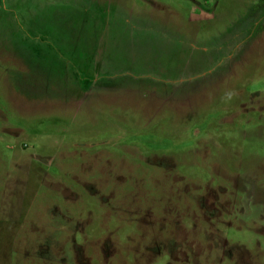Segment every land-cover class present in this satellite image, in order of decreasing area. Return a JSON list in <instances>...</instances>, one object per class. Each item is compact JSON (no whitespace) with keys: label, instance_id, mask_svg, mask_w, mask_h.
I'll use <instances>...</instances> for the list:
<instances>
[{"label":"rangeland","instance_id":"obj_1","mask_svg":"<svg viewBox=\"0 0 264 264\" xmlns=\"http://www.w3.org/2000/svg\"><path fill=\"white\" fill-rule=\"evenodd\" d=\"M0 264H264V0H0Z\"/></svg>","mask_w":264,"mask_h":264}]
</instances>
